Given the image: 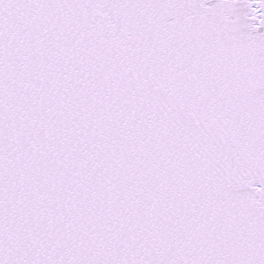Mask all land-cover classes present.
<instances>
[{
    "label": "snow or ice",
    "instance_id": "6c2138e0",
    "mask_svg": "<svg viewBox=\"0 0 264 264\" xmlns=\"http://www.w3.org/2000/svg\"><path fill=\"white\" fill-rule=\"evenodd\" d=\"M0 264H264V0H0Z\"/></svg>",
    "mask_w": 264,
    "mask_h": 264
}]
</instances>
